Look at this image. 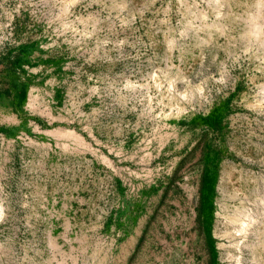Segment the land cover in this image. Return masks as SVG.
Listing matches in <instances>:
<instances>
[{"label":"rangeland","instance_id":"obj_1","mask_svg":"<svg viewBox=\"0 0 264 264\" xmlns=\"http://www.w3.org/2000/svg\"><path fill=\"white\" fill-rule=\"evenodd\" d=\"M10 65L0 264H211L205 144L215 264H264V0H0V93Z\"/></svg>","mask_w":264,"mask_h":264},{"label":"trees","instance_id":"obj_2","mask_svg":"<svg viewBox=\"0 0 264 264\" xmlns=\"http://www.w3.org/2000/svg\"><path fill=\"white\" fill-rule=\"evenodd\" d=\"M27 53L19 52L16 56V64L21 65L26 62ZM13 62V61H12ZM11 62V63H12ZM5 69L3 79L5 90L0 93V106L8 107L14 112H20L27 98V84L20 80L15 69L11 67ZM227 111L226 103H221L213 107L209 113L203 117L210 128H217L221 124ZM38 123L44 125L41 119L34 118ZM221 160L220 151L209 144L204 145L202 155V174L199 186V206L198 211L201 217L202 228L211 258V264H215L217 248L215 238L212 235V222L214 212V197L216 193V183L218 179V167Z\"/></svg>","mask_w":264,"mask_h":264}]
</instances>
